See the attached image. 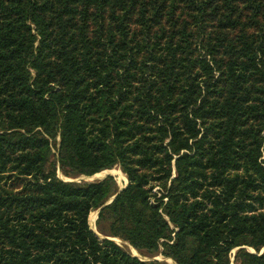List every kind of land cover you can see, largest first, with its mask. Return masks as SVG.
Masks as SVG:
<instances>
[{"label":"trees","instance_id":"1","mask_svg":"<svg viewBox=\"0 0 264 264\" xmlns=\"http://www.w3.org/2000/svg\"><path fill=\"white\" fill-rule=\"evenodd\" d=\"M111 238L264 264V0H0V264H169Z\"/></svg>","mask_w":264,"mask_h":264},{"label":"rangeland","instance_id":"2","mask_svg":"<svg viewBox=\"0 0 264 264\" xmlns=\"http://www.w3.org/2000/svg\"><path fill=\"white\" fill-rule=\"evenodd\" d=\"M59 141L60 139L58 138L57 140V146H55L56 142H52L53 144V154L50 157V161H49V169H51L53 167V164L51 162L53 161H57L59 160V155L60 153L58 152L59 149ZM103 172H108L107 174H103L101 176V173ZM100 172L98 174H95L92 177H87V176H80L77 178H71V177H67L65 174H63L62 170H60V166H57V170H56V174H57V178H59L60 180H63L65 182H76V183H82V182H100L103 181L105 179H107L109 176H112L116 182L117 185L119 187V189H122L124 187L127 188V186L129 185V180L127 175L121 170V168L119 166H116L115 168L111 169V170H106ZM125 190V189H124ZM159 190V188L155 189V192H157ZM160 197V196H159ZM101 211V208L99 210L93 211L90 214L89 217V224L90 227L92 229L93 232H95L100 239H104V236H102L99 232H98V227H97V221L99 218V213ZM112 240H114L115 242H117L119 245L128 248V250L132 253L133 256L140 258L143 261H152V260H158V261H166L169 264H177L172 258H168L165 257L163 254V248H161L160 253L155 256V257H144L142 256L140 253H138L134 248H132L128 242H126L125 240L121 239V238H111ZM239 248H236L234 250H232V252L230 253V264H237L236 263V254ZM248 251H250L251 253H256L255 250H253L252 248H248Z\"/></svg>","mask_w":264,"mask_h":264},{"label":"water","instance_id":"3","mask_svg":"<svg viewBox=\"0 0 264 264\" xmlns=\"http://www.w3.org/2000/svg\"><path fill=\"white\" fill-rule=\"evenodd\" d=\"M124 189H126V187H124V188H122V189H120L119 190V193L121 192V191H123ZM117 196V195H116ZM116 196H114L111 200H109L102 208H104L105 206H108V205H110L113 201H114V199L116 198ZM101 208V209H102ZM262 253H264V249L262 250V252H261V254Z\"/></svg>","mask_w":264,"mask_h":264},{"label":"bare ground","instance_id":"4","mask_svg":"<svg viewBox=\"0 0 264 264\" xmlns=\"http://www.w3.org/2000/svg\"><path fill=\"white\" fill-rule=\"evenodd\" d=\"M108 172H103V173H101V176L103 175V174H107Z\"/></svg>","mask_w":264,"mask_h":264}]
</instances>
